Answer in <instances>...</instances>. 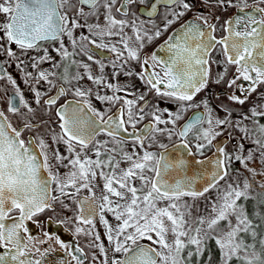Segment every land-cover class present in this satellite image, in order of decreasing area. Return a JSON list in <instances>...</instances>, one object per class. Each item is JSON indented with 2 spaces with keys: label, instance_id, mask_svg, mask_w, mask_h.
I'll list each match as a JSON object with an SVG mask.
<instances>
[{
  "label": "snow or ice",
  "instance_id": "obj_1",
  "mask_svg": "<svg viewBox=\"0 0 264 264\" xmlns=\"http://www.w3.org/2000/svg\"><path fill=\"white\" fill-rule=\"evenodd\" d=\"M81 236L91 264H264V0H0V264H86Z\"/></svg>",
  "mask_w": 264,
  "mask_h": 264
},
{
  "label": "flooded vegetation",
  "instance_id": "obj_2",
  "mask_svg": "<svg viewBox=\"0 0 264 264\" xmlns=\"http://www.w3.org/2000/svg\"><path fill=\"white\" fill-rule=\"evenodd\" d=\"M206 12V10H205ZM233 13L229 12L227 15H224V14H220L221 15V18L222 20L223 19H226L227 16H230L232 15ZM191 18V14H189L188 17H186V19H190ZM156 43H159V41H157ZM154 45L153 46H149V48L147 49V51H151L153 49ZM95 67V66H94ZM13 72V75L18 79V81L20 80V75L18 74V71H14L13 69H9V71ZM106 71H110V69H106ZM132 80V82L135 84V86L141 90H143V86L140 84L139 80L135 79V78H130ZM125 78L124 77H121V81H124ZM21 87L23 88L24 85L21 83ZM225 91V89L221 86H215L213 85L211 90H210V93H209V98H211V93H219L221 94V99H224L223 97V92ZM204 94H202L203 96ZM26 96L29 97V99L31 98L30 94L26 92ZM217 101L213 100L212 101V105L213 107H215ZM97 107H100L99 104H97ZM160 107H172L171 105L169 104H165L163 102L160 103ZM246 108V106H245ZM190 114V113H189ZM221 116H223V113L221 112L220 113ZM223 139V137L221 138ZM233 167H239V165L237 164H234ZM41 222L44 221V217L41 216L38 218ZM29 227L31 229V232L34 236H36L38 239H44L43 238V235H42V232L44 229H37L35 225H33L31 222H29ZM98 229L101 233V236L103 237V228L101 226L98 225ZM59 235L61 236L62 239H64L66 242H69V243H73V244H76V238L75 237H71L70 238V234L67 232V231H60L59 232ZM51 245H52V248L54 249L53 251H50L49 255L47 256L46 258V264H60V261L62 259H70L69 257H66L64 252L62 250L59 249V247L57 245L54 244V242H49ZM38 247L41 248V250L43 251L44 248H47L48 247V244H43V245H40L38 244L37 245ZM79 246L82 247L85 252L89 253V256L87 258V261H86V264H91V249L88 247V241L83 237L81 236L79 238ZM213 256H214V252H213Z\"/></svg>",
  "mask_w": 264,
  "mask_h": 264
},
{
  "label": "rangeland",
  "instance_id": "obj_3",
  "mask_svg": "<svg viewBox=\"0 0 264 264\" xmlns=\"http://www.w3.org/2000/svg\"><path fill=\"white\" fill-rule=\"evenodd\" d=\"M12 71V70H11ZM246 108H247V105H246Z\"/></svg>",
  "mask_w": 264,
  "mask_h": 264
}]
</instances>
